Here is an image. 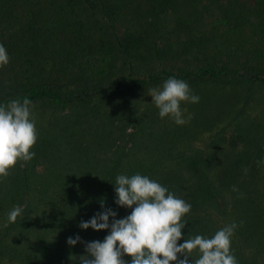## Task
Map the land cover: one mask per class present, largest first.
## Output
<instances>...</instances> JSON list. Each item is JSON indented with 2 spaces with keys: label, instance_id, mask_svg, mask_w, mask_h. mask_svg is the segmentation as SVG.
<instances>
[{
  "label": "trees",
  "instance_id": "trees-1",
  "mask_svg": "<svg viewBox=\"0 0 264 264\" xmlns=\"http://www.w3.org/2000/svg\"><path fill=\"white\" fill-rule=\"evenodd\" d=\"M76 1L85 2L89 8L101 12L104 19L99 26L105 28L87 33L83 21L73 16ZM141 2L143 14L172 12V27L168 29L161 25L160 28L157 23L144 22L137 27L139 31L131 30L128 18L134 9L130 0H73L56 5V11L50 16L45 17L39 12L38 18L41 19L36 27V19L25 18V27L17 35L5 34V28L0 27V44L9 56V63L0 67V77L7 79L12 74L16 80L14 90L0 92V105L28 98L32 102V111L49 105L68 107L73 103H85L94 95L157 84L170 77L195 85L206 99L210 97L206 94L210 90L208 87L215 83L234 84L243 79L264 82V68L252 67L246 74H230L207 53V41L212 39V31L245 22L254 27L252 29L260 34L264 44V0ZM141 6L136 2L133 7ZM138 50L159 57L162 54L190 55L192 60L180 68L171 64L166 69L141 70L136 64L140 55ZM76 83L78 86H74ZM88 83L93 87H88ZM97 84L99 86L96 87ZM64 86L70 88L65 89ZM86 114L81 112L71 120L72 124L80 125L78 129L69 127L64 132L51 133V136L44 132L37 134L36 143L30 150L35 154L34 160L45 162L50 159L51 146L56 144L61 132L69 140L76 134L75 142L79 144L84 139L83 123L89 121L80 122L78 118ZM254 131L251 128L237 133L238 139H244L249 132L256 135L259 144L239 153H244L239 158L216 157L218 160L215 158L214 165L206 168L180 166L182 156H172L169 151L160 156L150 154V157H145L147 161L128 166H44L43 186L38 193L29 190V175L34 166H16L9 176L11 184L0 183V211L5 208L0 217L2 215L7 221L8 213L21 203L25 208L31 205L38 208L37 220L32 219L28 225H37L34 229L39 237L36 242L26 239V224L17 218L15 223L4 228L18 227L16 234L9 235L11 243L2 242L3 237L0 236V260L9 251L15 264H67L65 260L72 255L74 247L84 246L82 242H102L109 234L108 230H83L78 227L79 223L103 211L101 200L105 208L117 213V219L129 215L126 208L114 203V185L118 175L130 177L138 173L167 187L176 197L191 205L189 213L183 217L186 225L181 230L178 245L196 235L211 238L218 230L235 222L237 228L234 238H231L230 251L237 264H260L262 247L259 243H255L248 254L243 250L248 241H264V164L258 163L264 158V139ZM250 137L248 135L246 139ZM157 142L158 145L163 144L164 137L160 136ZM87 149L88 145H70L68 153L80 157ZM200 157L209 160L206 156ZM238 159L245 164L238 166ZM219 160L224 161L220 163ZM165 162L174 164L167 166ZM180 173L189 181L180 182L177 178ZM260 173L263 176L256 177ZM225 192L230 195L228 204L223 199ZM219 212L224 216L220 218ZM215 218L221 222L215 224ZM77 235L82 242L71 247L67 245V238ZM259 236L262 238L258 239ZM249 256L251 260L247 261ZM197 258L199 254L194 251L190 260L194 262ZM123 259L130 264V257L124 256Z\"/></svg>",
  "mask_w": 264,
  "mask_h": 264
},
{
  "label": "rangeland",
  "instance_id": "rangeland-1",
  "mask_svg": "<svg viewBox=\"0 0 264 264\" xmlns=\"http://www.w3.org/2000/svg\"><path fill=\"white\" fill-rule=\"evenodd\" d=\"M71 1L73 0L67 2L66 0H52L50 3V0H0V27L5 28L7 31L5 34L15 33L17 35L19 30L25 27V18L36 19L34 25L36 27L41 19L38 18L39 12L45 17L50 16L56 11V5L58 7L61 3ZM130 1L134 11L130 18L126 17L129 19L128 25L132 24L129 26L131 30L139 31L137 27L144 22L157 23L160 28L161 25L168 29L172 27V12L160 11L154 14L145 12L143 14L140 10L144 8L142 0ZM136 2L142 6L133 7ZM73 16L83 21L87 33L99 32L105 28L99 26L104 19L101 12L89 8L85 2L76 1ZM252 28L254 29L245 22L236 27L224 26L212 31L210 34L212 39L207 41V53L213 56L217 65L224 66L230 74L236 72L246 74L252 67L263 69L264 44L260 40V34ZM138 54L140 55L136 64L141 70H161L168 68L171 64L180 68L185 62L192 60L190 55L162 54L159 57L144 50H138ZM15 82L12 74L7 79L0 77V92L14 90ZM162 84L163 82L147 84L137 86L135 89L94 95L85 103H73L68 107L49 105L33 110L32 117L37 134L44 132L51 136L53 135L51 133H58L60 130L64 132L69 127L78 129L80 125L72 124L71 120L75 115L84 111L87 114L79 116L78 119L80 122L83 120L89 122L83 123L84 139L79 144L75 142L76 134H73L72 139L69 140L64 136L65 133L61 132L56 144L51 146L53 148L48 161H35L32 158L30 162L17 163L16 166L20 167L34 166V170H31L29 175L30 192L38 193L40 186H43L44 166H128L145 161V157H150V154L160 156L169 151L172 156H182L180 166H204L206 168V166L214 165L216 157L239 158L244 154L239 155V153L259 144L256 135L248 132L244 139H238L237 133L247 132L253 128L254 132L258 131V135L264 139V82L243 79L234 84L215 83L208 87L210 90L207 89L206 94L210 97L207 99L199 93L195 85L187 83L192 94L199 96L200 99L198 103H181L184 118L186 119L189 114L192 116V119L184 125H176L168 117L161 119L159 110L151 103L152 98L148 95V90L161 87ZM74 86H78V83ZM89 86L93 87V84L88 83ZM64 88L70 87L64 86ZM87 117L91 119L88 120ZM164 126H167L165 131H163ZM248 135L251 136L250 139H246ZM160 136L164 137V143L158 145L157 141ZM70 145L78 147L88 145V149L83 155L76 157L68 153ZM189 156L195 161H192ZM200 156H206L209 160H204ZM223 161L219 160L220 163ZM166 164L171 166L174 163L167 162ZM236 164L240 166L245 164V161L238 159ZM15 167L9 171L7 178H0V183L6 186L11 184L9 176ZM261 173L256 177L261 178L263 176ZM177 178L180 182L189 181L181 173L177 175ZM262 183L263 189L264 181ZM229 197L230 195L225 192L223 199L227 204L230 201ZM23 205L24 203L20 205L23 208V214L18 218L26 224L24 236L30 242H36L39 235L34 228L37 225L33 223L29 226L28 223L32 219L36 221L35 216L40 211L32 205L29 208ZM4 209L0 211V214L4 212ZM128 211L131 212V209H126V212ZM218 215L221 218L224 213L219 212ZM6 222L1 215L0 236L3 237L2 242L9 245L11 243L9 235L16 234L18 227L4 229ZM220 222L221 219L215 218V224ZM231 238H234V234ZM260 238L262 237L259 236L258 239ZM255 243H259L262 247L259 261L260 264H264L263 240L245 243L243 245L244 254H248ZM84 254V246H76L72 250V255L65 261L67 264H79L76 257ZM2 258L0 264H15L9 251L5 256L3 254ZM250 260L251 256L247 258V261Z\"/></svg>",
  "mask_w": 264,
  "mask_h": 264
},
{
  "label": "clouds",
  "instance_id": "clouds-1",
  "mask_svg": "<svg viewBox=\"0 0 264 264\" xmlns=\"http://www.w3.org/2000/svg\"><path fill=\"white\" fill-rule=\"evenodd\" d=\"M8 63L7 51L0 44V67ZM148 95L159 110V117H168L176 125H184L192 119L191 114L184 118L181 103H198L200 99L192 94L185 81L171 77L161 87L149 89ZM31 103L24 98L22 102L13 100L7 105H0V178H7L18 162L26 163L35 155L30 151L37 140ZM258 163L264 164V158ZM114 186V203L131 209V212L117 219V213L105 208L101 200L103 211L97 212L88 221L82 220L78 227L83 230H108L104 240L82 242L78 235L67 238L66 243L70 247L78 242L84 243L85 254L76 257L79 264H129L124 256L130 257V264H237L230 251L231 237L237 228L235 222L224 226L211 238L196 235L178 245L181 230L186 225L183 217L191 209L189 203L176 197L167 187L138 173L130 177L118 175ZM22 214L23 208L15 206L8 213L4 227L15 223ZM194 251L198 252L199 258L193 262L190 255Z\"/></svg>",
  "mask_w": 264,
  "mask_h": 264
}]
</instances>
